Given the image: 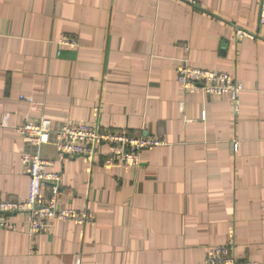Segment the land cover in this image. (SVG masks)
<instances>
[{"label": "crops", "instance_id": "0c3cea01", "mask_svg": "<svg viewBox=\"0 0 264 264\" xmlns=\"http://www.w3.org/2000/svg\"><path fill=\"white\" fill-rule=\"evenodd\" d=\"M181 61L244 92L185 95ZM41 117L165 144L104 169L105 147L90 165L25 146L17 127ZM33 152L61 175L58 209L95 221L31 235L13 218L0 264H202L225 244L264 264V0H0V201L26 198Z\"/></svg>", "mask_w": 264, "mask_h": 264}, {"label": "built area", "instance_id": "2783aa9c", "mask_svg": "<svg viewBox=\"0 0 264 264\" xmlns=\"http://www.w3.org/2000/svg\"><path fill=\"white\" fill-rule=\"evenodd\" d=\"M58 45L61 49H71L76 46V41L74 37L63 36ZM175 74L177 84L185 95L224 97L231 103H236L244 92L243 84L231 74L191 67L184 61L177 66ZM20 100L32 102L31 99ZM16 132L27 147L37 150L42 146H52L62 157L82 159L90 165L99 155L100 149L105 147L104 169H135L139 166L143 153L165 144L157 138L101 131L97 126L84 122L67 123L59 130H53L51 122L43 117L17 127ZM20 161L29 179L28 193L22 201H0V231H16L17 224L12 220L16 217L24 219L31 235L48 233L55 221L78 225L94 223L95 215L92 212L58 209L61 175L48 169L51 165L44 162L38 152L25 153ZM47 185L51 187L48 196L45 192ZM202 264L255 263L238 259L234 256L231 245L225 244L208 248Z\"/></svg>", "mask_w": 264, "mask_h": 264}]
</instances>
